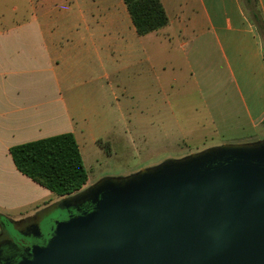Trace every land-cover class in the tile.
<instances>
[{
	"label": "crops",
	"instance_id": "1",
	"mask_svg": "<svg viewBox=\"0 0 264 264\" xmlns=\"http://www.w3.org/2000/svg\"><path fill=\"white\" fill-rule=\"evenodd\" d=\"M161 2L169 25L146 36L123 0H25L22 10H0V217L30 218L33 192L35 199L39 189L50 192L17 169L11 148L72 133L85 166L86 158L120 154L127 134L120 121L104 118L91 130V93L104 79L113 95L130 99L115 106L141 146L196 136L246 144L264 133V46L241 0ZM176 85L199 103L186 121L176 119L166 89ZM50 195L37 210L63 199Z\"/></svg>",
	"mask_w": 264,
	"mask_h": 264
},
{
	"label": "water",
	"instance_id": "2",
	"mask_svg": "<svg viewBox=\"0 0 264 264\" xmlns=\"http://www.w3.org/2000/svg\"><path fill=\"white\" fill-rule=\"evenodd\" d=\"M62 202L93 209L58 221L17 264H264V142L104 179Z\"/></svg>",
	"mask_w": 264,
	"mask_h": 264
},
{
	"label": "rangeland",
	"instance_id": "3",
	"mask_svg": "<svg viewBox=\"0 0 264 264\" xmlns=\"http://www.w3.org/2000/svg\"><path fill=\"white\" fill-rule=\"evenodd\" d=\"M13 5L20 7L21 10L24 9V7L26 6L25 0H0V10L11 8ZM101 75H103V72L101 73ZM181 87L176 85L175 90L173 92H171L170 87H167L166 89L169 91V94L172 95L171 99L175 100L174 111L176 113V119L178 121L179 119H181V121H186L185 117H187V120L191 119V115L193 114V112L195 113L193 106L199 103H190L189 99L191 98V96H188V94L184 93V88ZM180 90L182 91V94H178ZM115 94H117V96L113 95L109 91L108 80L104 79L100 82H97L94 91L91 93V130H94V132L98 133L99 129L103 125L102 122L104 118H111L114 121H120L117 122L119 124L120 130L123 133L127 131V134L124 136L126 145L125 147L122 146V150L119 155L115 156L113 159L110 160H104L99 156L98 159L100 161L96 163L93 158H89L88 160L86 158L87 166H85V168L89 176V181L81 192L74 194L73 196H71V198L76 197L85 191H88L89 189H91V187L100 183L104 179L124 180L134 175H137L143 169L155 168L163 165L164 163L180 161L193 153L204 151L213 147L222 146L221 144L218 145L220 143L218 139L214 141H202L197 136L191 138L190 142L185 144L177 141L175 144L163 146V144H165L164 140L166 139H159V145H153L151 149L150 147L147 148L148 146H145L143 144L141 146V143H139L140 140L136 137L135 134L134 124L131 125V130H134L133 132H131L129 120L124 121L123 119H121L119 113V106H115V104L117 103L116 98L121 100L123 103H129L130 99L128 101H124L125 96H123L122 93L118 90L115 91ZM192 98L195 100V97ZM160 127V133H162V123H160ZM117 130L119 131V129ZM132 138H135V144H133ZM256 142H264V133L260 137L252 140V142L247 143ZM229 143L238 144L233 142ZM244 143L241 142V144ZM32 186L34 187L36 185ZM39 190L40 193L38 195L43 194V196H40L39 199H35L37 198V196L35 195L37 193L33 192L32 206L28 209L26 208L25 212L27 213V211H30L32 215L33 213H35L33 216L40 214L41 229L45 235V238H48L52 233L55 224L58 221L67 220L70 216V212L65 207H63L62 201L57 204L58 206L55 205V207L50 210L45 209L44 207H41L40 210H37L43 204L44 201H47L52 198L50 192L43 193L47 191H43L42 189ZM55 198L58 197L56 196ZM20 215L22 214L12 213L11 217L17 219L16 221H20L22 219ZM4 220L7 221V219ZM1 228L2 223L0 222V234Z\"/></svg>",
	"mask_w": 264,
	"mask_h": 264
},
{
	"label": "trees",
	"instance_id": "4",
	"mask_svg": "<svg viewBox=\"0 0 264 264\" xmlns=\"http://www.w3.org/2000/svg\"><path fill=\"white\" fill-rule=\"evenodd\" d=\"M139 36L159 32L169 25L161 0H123ZM249 20L255 24L264 46V16L259 0H241ZM99 144L102 145L101 142ZM17 169L58 198L81 192L89 181L80 147L72 133L15 146L10 150ZM90 212L89 202L79 204ZM1 220L4 218L0 217Z\"/></svg>",
	"mask_w": 264,
	"mask_h": 264
},
{
	"label": "flooded vegetation",
	"instance_id": "5",
	"mask_svg": "<svg viewBox=\"0 0 264 264\" xmlns=\"http://www.w3.org/2000/svg\"><path fill=\"white\" fill-rule=\"evenodd\" d=\"M88 198L90 197L88 196ZM77 209L81 213L83 212L79 204L75 205L72 202L69 212L76 215ZM0 222L2 223L0 234V264H17L23 259H30L31 247L35 245L45 246L52 235L51 233L48 238H45L41 229L40 214L21 222H15L13 220H1Z\"/></svg>",
	"mask_w": 264,
	"mask_h": 264
}]
</instances>
